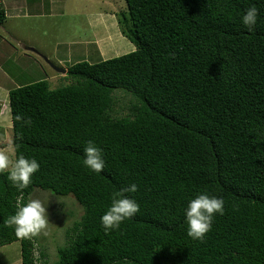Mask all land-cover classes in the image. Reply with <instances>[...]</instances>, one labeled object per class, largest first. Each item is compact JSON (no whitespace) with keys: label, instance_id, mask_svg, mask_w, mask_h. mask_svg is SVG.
<instances>
[{"label":"trees","instance_id":"trees-1","mask_svg":"<svg viewBox=\"0 0 264 264\" xmlns=\"http://www.w3.org/2000/svg\"><path fill=\"white\" fill-rule=\"evenodd\" d=\"M125 3L117 24L133 51L67 67L58 89L41 80L9 90L11 146L40 170L24 190L0 175V247L19 242L21 264H36L33 239L6 224L40 189L83 209L51 264H264V0ZM252 5L249 32L241 16ZM118 91L134 101L124 116L113 110ZM89 140L103 149L100 174L83 165ZM131 183L138 190L125 195L140 211L105 234L100 217ZM201 192L224 199L203 242L184 217Z\"/></svg>","mask_w":264,"mask_h":264},{"label":"rangeland","instance_id":"rangeland-1","mask_svg":"<svg viewBox=\"0 0 264 264\" xmlns=\"http://www.w3.org/2000/svg\"><path fill=\"white\" fill-rule=\"evenodd\" d=\"M15 2H18L15 8L6 6V19L0 25V41L12 45L19 53L21 47L18 39L28 41L32 49L43 53V56L58 66L53 57L56 51L59 55H65L76 42L81 45L80 52L85 54V58L79 61L89 63H98L118 57L130 53L135 48L120 33L117 24L121 14L127 17L125 0H15ZM49 2H51L50 6ZM23 9L26 11L25 15L29 16L24 17ZM96 40L97 43H94ZM41 62L44 68L49 69L31 70L27 79L24 80L27 84L42 79L48 80L49 88L54 90L70 83L68 77H58V73L53 72L45 62ZM19 65L24 67L25 59H15L13 56L0 61V68L6 70L5 73L8 76L11 72L10 67L19 72L20 69L17 68ZM50 76L55 79H50ZM12 81L3 78L0 84L14 89V84H10ZM114 98L115 114L117 116L126 115L132 102L134 103L132 97L125 92L118 91L114 93ZM9 133L12 136L11 129L0 130L2 138ZM47 195H49L48 191L34 189L28 196L27 202L30 198L44 199ZM47 212L49 219L47 230L32 237L36 264H51L57 259V249L70 243L74 237L77 230L74 226L83 214V209L71 194L67 196L53 194L49 197ZM0 264H21L19 242L0 247Z\"/></svg>","mask_w":264,"mask_h":264},{"label":"clouds","instance_id":"clouds-1","mask_svg":"<svg viewBox=\"0 0 264 264\" xmlns=\"http://www.w3.org/2000/svg\"><path fill=\"white\" fill-rule=\"evenodd\" d=\"M259 9L256 5L248 7L241 16L244 28L252 32L257 24ZM62 68V67H61ZM61 75V74H60ZM15 121L31 124V118L25 119L16 115ZM83 165L93 173L100 174L106 169L103 149L89 140L83 148ZM40 170V163L35 158H28L23 154L16 155V148L0 150V175L7 171L6 179L18 190H24L32 184L33 175ZM136 183L121 188L112 196L111 203L100 217V223L105 234L121 227L124 221L133 218L139 211V203L125 193H135ZM51 191L46 198H30L27 203L21 201L14 214L10 215L6 226L14 227L15 235L21 239L36 237L45 232L49 225L47 206ZM224 214V199L208 192H201L190 199L184 209L187 225V236L193 240L203 242L212 230L214 217ZM125 264L127 262L125 261Z\"/></svg>","mask_w":264,"mask_h":264},{"label":"crops","instance_id":"crops-1","mask_svg":"<svg viewBox=\"0 0 264 264\" xmlns=\"http://www.w3.org/2000/svg\"><path fill=\"white\" fill-rule=\"evenodd\" d=\"M8 1H10V2H8ZM17 3L18 2H15V0H0V8L4 10L5 16H6V11H5L6 6L9 5L12 8V7L18 5ZM43 3H45V1ZM50 4H51V2L48 3L49 6H50ZM18 9H15V10H18ZM27 12L29 14V11H27ZM25 13H26V11L24 10L23 11L24 17L29 16V15L26 16ZM18 42H19L20 47H21L20 53L17 52V49L15 47H13L12 45L7 44L4 41H0V61L2 59L6 60L7 58H11L13 56L15 59H19V58L25 59L24 67H22L21 65L17 66V68L20 69L19 72H17L14 68L10 67L11 72L7 71L10 74L9 76L6 75V73H5L6 70L0 68V80H2L3 78L7 81L10 79L13 80L12 82H10V84H14L13 88H17V87H20L22 85H27V82L24 80L27 79V76L29 75V72L31 70L34 71V70H37L38 68L49 69V68H44L42 66V62H41L43 60L38 55H36L35 53L30 51V49H31L30 46H32V45H30L31 44L30 42L22 41L20 39H18ZM94 43H97V40ZM80 46H81L80 43L76 42L75 44L72 45V48L70 50L66 49L67 52L65 55H59L58 52L56 51V53L53 57L56 59L58 66H61L62 68L64 67L66 70L67 67L77 63L80 59H84L85 54L80 52V49H79ZM66 47H68V46H66ZM72 49H74V50H72ZM41 55H43V53ZM47 56H50V55H47ZM73 61H74V63H73ZM3 62H6V61H3ZM3 66H4V64H3ZM62 76H64V75L59 74L58 77H62ZM49 78L55 79V77H53V76H50ZM7 86L8 85H1L0 84V130H2L3 128H6L8 130L11 129V116H10L9 99H8V92H9L10 88H8ZM11 147L12 146H11L10 133L6 134V136H3V138L0 136V150H7Z\"/></svg>","mask_w":264,"mask_h":264},{"label":"water","instance_id":"water-1","mask_svg":"<svg viewBox=\"0 0 264 264\" xmlns=\"http://www.w3.org/2000/svg\"><path fill=\"white\" fill-rule=\"evenodd\" d=\"M31 52L35 53L36 55H38L39 57H41L43 59V61L50 67L52 68V70L58 74L61 75H65L66 74V70L64 68L55 66L52 62H50L48 60V58H46L45 56L41 55L40 53H38L36 50L31 48Z\"/></svg>","mask_w":264,"mask_h":264}]
</instances>
